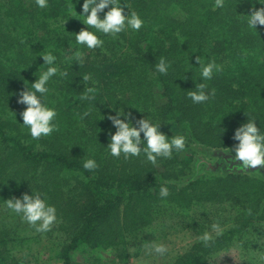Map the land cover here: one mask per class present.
I'll use <instances>...</instances> for the list:
<instances>
[{"label": "trees", "instance_id": "obj_1", "mask_svg": "<svg viewBox=\"0 0 264 264\" xmlns=\"http://www.w3.org/2000/svg\"><path fill=\"white\" fill-rule=\"evenodd\" d=\"M128 1L131 0H121L124 14L135 11L145 23L139 32L128 30L119 34L118 37H126L129 46L125 54H120L123 60L116 58L123 49L119 39L102 36L103 47L89 50L79 45L84 48L85 56L78 53L75 56L69 52V60L60 62L57 59L56 62L58 68L62 65L74 69L73 86L79 83V93L91 95V90L95 89L88 100L73 105L72 109L63 102L59 104L54 103L52 98L47 99L48 106L57 111L56 120L59 121L55 120V124L62 122L64 125L69 118L82 126L83 140L78 146L81 148L77 149L75 145L70 148L67 143L63 148L60 144L55 149L51 147L49 150L34 151L35 140L26 136L27 133L22 134L24 127L19 123L21 115L5 114V118L0 117V210L5 211L4 203L12 198L11 193L19 198L25 193L29 194L32 189L33 194H42L48 203L56 207L58 217L55 226L46 232L45 240L41 241L40 237L45 233H28L24 229L29 230V227L14 223L9 224L12 228H5L4 217L0 216V264L6 263L12 252H20L23 247L31 249L33 245L38 255L51 254L50 263L56 262L53 264H86L75 262V255L88 254V250L94 248H113L121 255L120 245L125 243V232L136 229L140 223L150 222L151 214H158L159 209L153 203L160 197V187L166 185L169 190H173L167 179L175 176L179 171L178 166L186 168L191 159L189 156L187 160L180 158L179 152L175 151L171 158H158L155 165L143 155L129 159L123 155L112 157L106 146L110 141V132L114 133L115 128L108 117L116 115V111L131 112L132 115L137 114L136 117L143 114L144 118L160 123V130L169 138L172 135L185 136L189 154V144L193 140H200L199 144L203 145L208 138H217L214 133H218L222 124L229 125L224 120H232L233 125L246 123L248 118H256V114L249 112L252 107H259L264 101V80L251 85L248 78L251 72L245 68L246 65L234 59L227 60L231 54L226 45L231 28L227 27L232 26L234 21L239 27L246 24L245 16L240 17L237 11L233 13L223 9L235 3V0H223L221 8H214L215 1L210 0V5H206L203 11L197 10L192 0H188L186 6L185 0H150L147 7L143 4L147 0H140L143 2L130 5V9L127 7ZM76 2L48 0V7L39 9L35 0H0V12L3 10L5 13L3 17L0 13V99L2 92L5 94V104H0L1 111L4 112L2 106H5V112L10 110L12 113L11 110L17 108L24 111L25 106L15 102V97L18 98V94L26 90L25 85L31 87L30 83L36 79L24 68L31 64L45 69L47 67L42 65L43 58H37L34 52L44 49L46 53L58 55L52 46L76 44L75 33L87 27L75 19H81V7ZM141 4L145 8L143 5L138 7ZM156 4L160 5L154 7ZM258 5L254 4V9H259ZM74 9L78 14L68 18ZM246 10L250 13L254 11L250 7ZM225 13H231L232 17L229 18ZM24 16L31 18L30 25L25 23ZM36 21L41 22L42 30L39 31L32 24ZM149 27L151 29H147ZM21 35L36 40L34 45L38 46L37 49L32 48L34 45L28 47L24 43L26 37ZM238 39L242 42L241 37ZM143 41H146L145 45L138 47ZM206 42L213 43L209 54L201 48V44ZM196 43L199 47L193 51L192 45ZM231 46L232 49L236 48L232 43ZM11 49L15 51L8 54ZM237 49L239 56H246L242 45L237 46ZM186 50L189 52L186 53ZM108 53L114 57L109 60L100 59L103 58L101 54ZM3 58L4 61H1ZM162 58L170 65L166 75L155 70ZM197 59L200 64L214 62L217 66L212 79L205 80L212 85L205 87L210 99L204 104H194L188 97V93L195 91L197 82L201 81V67ZM230 61H234L237 66L233 64L230 67ZM18 64L24 66L20 72L17 71ZM76 75L81 77L80 81ZM239 101L244 102L242 106ZM187 120L190 125H187ZM170 124L174 125L173 131L165 128V125ZM239 126L236 125V128ZM200 137H205V140L201 141ZM227 142L226 139L223 145ZM85 143L98 148L96 151L85 146L83 148ZM207 152V156L213 157V160H208L209 164L204 165V168L225 173V176H207L209 180L206 182L198 177L189 178L180 193L185 194L187 188H190V193L200 196L205 184L216 179L219 185L225 183L228 186V193L232 188L255 201L246 210L250 215L241 214L244 217L243 228L246 229L253 222L264 223V183L254 186L252 196H249L250 190L245 186L248 183L246 175L242 174L255 172L264 178V169L257 166L249 169V172L239 168L226 170L224 163L230 154L218 150L213 155V150ZM90 158L95 159L98 165L93 171L83 168L84 161ZM198 162L199 158H196L192 164L197 167ZM7 212L10 210L7 209ZM241 231L235 227L227 229L208 247L199 240L187 251H180L170 257L167 264H215L211 254L225 250L224 242ZM26 254L37 257V254L30 251ZM12 260L16 261L14 258Z\"/></svg>", "mask_w": 264, "mask_h": 264}, {"label": "rangeland", "instance_id": "obj_2", "mask_svg": "<svg viewBox=\"0 0 264 264\" xmlns=\"http://www.w3.org/2000/svg\"><path fill=\"white\" fill-rule=\"evenodd\" d=\"M136 1V2H135ZM150 0L145 1L143 4L147 5L149 4ZM195 3V8L197 10L203 11L206 8V5H210V0H192ZM215 1V0H214ZM235 3L226 5L223 9L224 11H235L237 16L244 17V15L251 14L249 11H247V8L254 9V4H257L258 2L256 0H235ZM141 3L143 1L140 0H131L128 1L129 7L130 5H135L136 3ZM188 0H185V6L187 4ZM257 2V3H256ZM78 6L81 7L82 11V4L83 1L79 0L76 2ZM132 3V4H131ZM143 4L139 5L138 7L142 6ZM160 4H156L154 7L159 6ZM259 8L264 7V5L259 4ZM143 8L144 5H143ZM148 10H151V8H148ZM10 11H12L10 9ZM1 16H5V13L3 10H1ZM128 13H125L127 15ZM229 15V18L232 17L231 13H225ZM225 14L222 15V17H225ZM102 16V14H101ZM234 18V17H233ZM239 18V17H238ZM25 23L31 24V18H27V16L23 17ZM22 19V20H23ZM77 21L80 18H75ZM36 29L42 30L41 22H34ZM224 27H227L225 25ZM227 28H231L229 33L227 34L228 42L226 45L228 46V51L231 53L227 58V60L234 59L235 62H239V64H245V68L249 72H251L248 76L251 85L257 83L260 80H264V26H257V30L249 29L247 25L245 24L243 27H239L238 25L232 24V26H228ZM50 28H47L49 30ZM151 29V27L147 28ZM156 26L154 30H156ZM223 32H221L222 34ZM253 35V37H251ZM222 35H219V37ZM20 37V36H19ZM26 37L24 43L26 45H34V41L36 40L29 39V36H22ZM242 38V42L239 41L238 38ZM119 40L118 42L123 46V49L118 53L116 58H119V60H123L124 58L121 57L120 54H125L127 50H129V46L126 37H117ZM146 41H143L142 43H139L138 47H141L145 45ZM231 43L236 45L235 49H232ZM212 44L211 42H206L201 44V48L209 54L212 51ZM244 50L245 57L239 56V51L237 49V46H241ZM215 46V45H214ZM229 46L231 48H229ZM38 46H33V49H37ZM199 47V44L196 43L192 45L193 51ZM53 50H56L58 52V55H55L57 59H59L60 62L69 60V55L72 53V55L77 56V53L79 55H84L83 53L84 48L79 47L77 44L69 43L68 45H61V47L58 46H52ZM218 48H221L218 46ZM215 48L213 47V50ZM230 49L235 50L232 52ZM241 51V49H239ZM15 51L14 49L8 50L9 52ZM23 51V49H21ZM86 50L85 52H87ZM45 54L46 51L44 49H41V51H36L33 54L40 58V55L38 53ZM186 53L189 52V50L185 51ZM98 53V52H97ZM101 54L103 60H109L112 59L111 54ZM248 55V56H247ZM5 58H3L4 61ZM41 59V58H40ZM81 62V61H79ZM234 61L229 62V66L232 67L233 64L237 66V64ZM25 65V63H23ZM23 64H18L17 71L20 72L24 66ZM57 66V65H56ZM228 66V67H229ZM5 68V65L4 67ZM4 70V69H3ZM32 76L35 78H38L42 71L45 70V68L30 65L27 66L26 69ZM2 72V71H0ZM67 73V75H60V73ZM74 69L67 68V66H60L59 72L56 77H53L52 80H50L49 84L51 83L50 92L47 96V99L52 98L54 103H61L63 102L65 105H69V107H73V105H77L81 101H86L92 96V94L95 93V89L91 90V95H87L84 92L79 93V83L73 86V77L74 75ZM76 79L79 80L81 77H78L76 75ZM80 81V80H79ZM205 81V80H204ZM204 81H199V83H203ZM203 84L205 86H211V82L205 81ZM212 88V87H210ZM205 91H208L207 89H204ZM212 91V90H211ZM5 94L2 92V98L0 99V104H5L4 100ZM19 97V94H18ZM87 97V98H85ZM18 98L15 97V102H17ZM245 101V100H243ZM259 102V101H258ZM263 102V103H262ZM260 103L259 107H252L249 114H256V124L258 128H261L262 131H264V101ZM212 105L214 104V101L211 102ZM242 101H239V105L242 106ZM21 105V104H20ZM15 106V105H12ZM24 107V105H21ZM235 106V103H234ZM263 106V109H262ZM11 108V105H10ZM3 111L0 112V117L5 118V114H13V115H20L22 113V108L12 109V113L10 110L5 112V106L1 107ZM262 112V113H260ZM17 113V114H16ZM130 113L131 117L133 118V123L135 124V121L137 118H144L143 114H139L138 117L136 115H132L131 112H125ZM69 114V113H68ZM122 114V113H121ZM200 114V113H199ZM19 117V116H17ZM76 117V116H74ZM136 117V118H135ZM123 118V117H122ZM245 119V118H244ZM247 120V119H245ZM19 123H23L22 118L19 117ZM59 121L58 119L56 122ZM76 120L70 121L69 118L66 119L64 125L61 122V124H55L56 128L53 131V133L47 137H42V139L35 140L33 143L34 151H40L43 149H55L60 144H62V148L66 147V144L68 143L70 145V148L72 145L80 146V142L83 140V131L82 126L78 124L77 122H73ZM54 121V123H56ZM225 123L229 124H222V128L220 130H217L218 133H214V136L208 138L206 144H199V141L193 140L192 143L189 144L190 148V154L188 153V148H186L184 151L179 152L181 155L180 158H184L187 160L188 156L191 159L189 162V165L184 167L182 169V166H178L179 171L174 174L175 176L170 177L168 182L173 186V190H169V196L167 198H158L156 202H154V207L159 209L158 214L155 216L151 214L150 222H147L146 224L140 223L139 226L136 229H133L131 231L125 232L124 234V242L120 245V251L119 253L121 255H118L116 251L113 248H110L109 250L105 248H94L89 249L88 254H76V260L75 262L78 263H86V264H167L170 261V257L172 258L173 255H177L180 251H187V249H190L194 243H197L200 239L199 237L205 232L210 230L211 224H219L221 228L224 231L227 229H232L233 227L237 228V230L241 229V231L238 234L231 235L229 237L228 241H225L226 244L225 250L211 254L212 256V262L215 264H264V260L261 259V257H264V223L263 222H253L250 223L251 225L243 228L242 222L244 220L242 213H246V215H250L251 213L246 211L249 207V204H255V201H251L252 198L245 197L243 193H238L233 191L231 188L229 193L226 189L228 186H226L225 183H222V185H219V181H211L204 186L202 193L200 196L194 195V193H190V188H187V191L185 194H181L180 190L182 187L187 185V181L189 178H201L203 182H206L209 179H206L207 176L210 178L211 176H216L215 178H221L225 176V173L222 172H212L208 171L206 168H204V165H199L195 167L194 164H192L193 160L196 158L204 157L208 160H213V157L207 156V151H212L213 149L220 151L221 153L229 154L230 151L229 148H232L233 145L237 142H235L232 137L234 134V131L236 129V125L241 124H233L231 125L232 120H224ZM263 122V123H262ZM189 124L187 120V125ZM190 125V124H189ZM218 127V124H215ZM167 130L173 131L174 125H165ZM235 126V127H234ZM24 126L22 125V128ZM65 127V128H64ZM220 127V125H219ZM56 131V132H55ZM112 132V131H111ZM181 132V129L179 130ZM26 134V136H31L28 133V129L24 127L22 129V134ZM228 136V138L225 136ZM141 138H143V134H141ZM45 142H44V140ZM201 141L205 140V137H200ZM219 139V140H216ZM227 139V144L223 145L225 140ZM27 142H24V144ZM86 144V145H85ZM83 144L86 148L89 150L96 151L97 146H91V144L85 143ZM98 148V147H97ZM187 157V158H186ZM203 159V158H202ZM171 169V168H170ZM244 172V171H243ZM246 175L247 189L250 190L252 196V191L254 189V186L260 185L261 182L264 183V178L261 175H257L255 172L252 174L242 173ZM222 182V181H221ZM224 182V181H223ZM189 187V186H187ZM201 187V185H200ZM246 189V190H247ZM225 193L223 194V192ZM29 195L32 193L28 192ZM227 193V195H225ZM197 194V193H196ZM219 194V195H218ZM11 197H15L16 195H13L11 193ZM20 198V197H19ZM6 201V200H5ZM5 207H3V210H0V216L4 217L5 221V228L11 227L9 226L10 223H14V225L18 224L20 226H27L29 227V230L24 229L25 231L33 232L35 231L34 228L29 226L27 223L23 222L19 216H17L15 213L7 212L6 203H4ZM3 205V206H4ZM246 211V212H245ZM55 226V225H54ZM22 230V231H24ZM36 233V232H34ZM215 235V234H213ZM47 234L45 233L40 237L41 241L45 240ZM221 236V235H220ZM259 241V244H256L255 242ZM34 242V241H33ZM164 244L168 247V253L166 256H159L155 254L152 251V246L154 244ZM48 244V243H47ZM124 244V245H123ZM31 246V245H30ZM31 249H28L27 247H23V249L20 252H12L9 260L7 262H3V264H53L50 263V255L43 253L38 255L36 252L35 246H31ZM238 248V251L233 253L231 256L224 255L221 257V254L226 252L227 250H232ZM33 249V250H32ZM88 249V248H87ZM259 249V250H258ZM28 251L31 253L37 254L36 258L28 256L26 254ZM111 253L110 255H105L106 253ZM79 253V252H78ZM12 258H14L16 261H13Z\"/></svg>", "mask_w": 264, "mask_h": 264}, {"label": "clouds", "instance_id": "obj_3", "mask_svg": "<svg viewBox=\"0 0 264 264\" xmlns=\"http://www.w3.org/2000/svg\"><path fill=\"white\" fill-rule=\"evenodd\" d=\"M78 2V0H77ZM264 5V0H257ZM39 9L48 7V0H35ZM73 4V3H72ZM129 8V6L127 5ZM223 7V0H215L214 8ZM105 9H108L105 11ZM130 9V8H129ZM103 13V17H101ZM78 14L75 9L69 17H75ZM79 19L86 28L75 33V43L89 50L101 48L104 45L102 36L116 38L120 33L131 30L139 32L144 26V20L135 12L130 11L124 14V8L121 6V0H83L82 11ZM246 17L245 23L249 29L257 30V26H264V7L254 10ZM67 18V19H68ZM66 19V20H67ZM46 65V69L41 72L31 87L25 85V89L19 93L17 102L25 106L24 111L20 113L23 125L28 129V133L34 140L41 137H47L53 133L56 128L54 121L57 117V111L54 107L48 106L47 96L50 92L49 82L56 77L59 68L56 66L57 57L47 52L40 55ZM198 64L201 67L200 78L202 81L212 79L214 69L217 68L214 62L207 64ZM170 65L161 59L156 64V72L166 75ZM60 75H67L61 72ZM205 84L199 83L195 86V91H190L188 97L194 104H204L209 101L210 94L205 89ZM87 98V97H85ZM88 113H85L87 115ZM123 117V118H122ZM16 118V117H15ZM115 132H110V141L106 148L109 154L114 158L123 155L125 159L132 157L144 158L153 165L160 157L171 158L173 152H182L186 149V137L183 135H172L170 138L160 130V123H154L149 118H142L136 121L134 126L133 118L130 113L122 114L116 111V115L109 116ZM143 134V138H141ZM232 139L237 142L232 148H229L230 155L225 160L226 170H235L239 168L244 172L249 169H255L257 166L264 169V131L257 127L256 119H249L241 124L234 131ZM216 150L213 149L212 155ZM203 158V159H201ZM199 158V165L208 166L209 162L204 157ZM98 167L95 159H87L83 163V168L93 171ZM159 196L164 199L169 196V188L162 185L159 189ZM7 209L15 213L21 220L35 229L38 233H46L52 230L57 223V209L54 205L48 203L47 199L40 193L31 195L25 193L20 198H11L5 201ZM215 234V235H213ZM223 234V229L219 224H211L210 230L205 231L200 237V241L205 247L211 246L215 240ZM260 243L259 241L255 242ZM259 250V249H258ZM152 251L164 256L168 253V247L164 244H154ZM238 251V248L227 250L221 254L231 256ZM106 253L105 255H110ZM264 260V257H261Z\"/></svg>", "mask_w": 264, "mask_h": 264}]
</instances>
